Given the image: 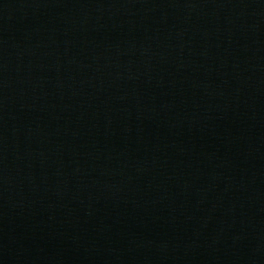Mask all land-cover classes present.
Returning a JSON list of instances; mask_svg holds the SVG:
<instances>
[{"label": "water", "instance_id": "obj_1", "mask_svg": "<svg viewBox=\"0 0 264 264\" xmlns=\"http://www.w3.org/2000/svg\"><path fill=\"white\" fill-rule=\"evenodd\" d=\"M142 264H264V154Z\"/></svg>", "mask_w": 264, "mask_h": 264}]
</instances>
